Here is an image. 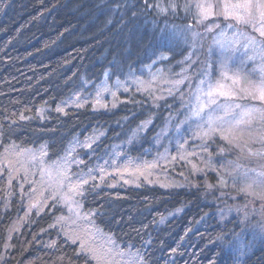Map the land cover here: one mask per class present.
I'll return each mask as SVG.
<instances>
[{"label": "trees", "instance_id": "16d2710c", "mask_svg": "<svg viewBox=\"0 0 264 264\" xmlns=\"http://www.w3.org/2000/svg\"><path fill=\"white\" fill-rule=\"evenodd\" d=\"M196 2L0 0V264H100L81 248L87 225L57 222L64 208L22 166L27 150L53 162L71 148L81 164L73 170L100 185L81 200L84 212L97 213V229L128 251L139 249L146 264H264V239L234 213L226 219L221 203L243 185L224 177L235 163L247 164L249 145L239 148L220 133L203 138V127L186 115V87L209 64L214 75L219 68ZM155 73L163 78L148 79L153 88L132 86L116 106L93 101L105 79ZM86 143L92 157L81 149ZM165 149L163 172H151L161 183L126 177L111 185L127 162L132 171L150 168Z\"/></svg>", "mask_w": 264, "mask_h": 264}, {"label": "rangeland", "instance_id": "374dc122", "mask_svg": "<svg viewBox=\"0 0 264 264\" xmlns=\"http://www.w3.org/2000/svg\"><path fill=\"white\" fill-rule=\"evenodd\" d=\"M196 1L198 23H206L205 32L211 33L209 36H212L215 50L219 53V68L216 75H214L212 72L215 73V71L212 69L211 64H209L206 69L207 71L204 73L206 74L204 78L199 79L192 89L190 85L186 87V90L190 94L192 92L187 101L188 111L186 115L188 122L191 119L195 120L194 125H201L203 131H206L208 128L207 121L210 115L213 119L220 117V119L216 120V124L224 129L223 134L220 133L221 136H228L227 141H230V144L239 148L249 145L246 149L244 148L247 153L244 152L245 157L243 160L245 159L247 164L243 167L235 163L231 170H229L228 175L224 177L225 179H228L230 176L239 177L243 185L236 188V190H227L223 193L224 198L221 203L223 202L225 205L223 210L225 211L226 219L229 214L234 213V215L238 216V221L241 220V223H243V229H251L253 234L264 239V101L248 94L253 90V85L258 87L264 82V37H261L259 32L250 24H245L235 19L236 15H244L243 10L230 7L231 5L247 3L249 0ZM250 2L261 4L264 3V0H250ZM225 6L229 7L226 9ZM225 11L230 13L227 18L224 15ZM259 12V9L253 10V14L257 18H259ZM220 25L223 26L220 27ZM227 25H231V27ZM222 31L224 35H221ZM248 37L254 38L256 41L254 46L248 45ZM229 57L230 61L232 60V67L234 69L228 68L229 59H227L226 65L221 63L223 59ZM216 58H218V55ZM151 75L146 78L147 81L145 78L137 76H130L126 80H117L113 83L105 79L96 85L97 92L93 96V101L100 107L108 106L109 104L111 107L116 106L120 101V92H125L132 86H143L145 89L151 86L153 88L156 84H152V81L163 78V74L160 76L158 73ZM148 79H152L151 83ZM190 80H192L191 74L181 75L177 79V82H179L178 86ZM201 80L205 81L203 85L200 83ZM209 84L213 89L219 88L220 91L230 93V95H217L215 97L217 103L205 107L201 114L197 116L195 115L198 103L197 97L200 96L203 99L204 92L208 90ZM200 89H203V91H200ZM160 91L162 90L160 89ZM163 96V92H161L158 97L161 99ZM228 105H233L231 112L225 111ZM234 105H239L240 107H234ZM247 108H255L258 111L245 117L244 123L238 126L234 125V121L240 117L241 110ZM253 124H257L258 128L254 129ZM178 130L180 133V129ZM103 134L101 132L100 136ZM254 136H257L259 139H254ZM252 143L256 145L252 146ZM89 145L91 144L86 143L81 149L86 148L85 152L90 154L89 157H92L94 152L86 147ZM38 150L31 149L22 154L23 169L27 172L30 171V174L33 173L32 175H36V182L39 185L41 184L44 188L43 190L48 192L51 197L53 195L57 196V204L64 208V213L59 216L64 218L61 220L63 224L75 226L84 223L87 225L88 240H80L81 245H83V248L81 247L82 250L89 253L100 264H128L135 252L128 251L116 244L113 237L100 232L92 220L91 223L85 220L83 217L86 213L82 208L81 201L80 207H77L73 202L79 198L72 194L69 180L65 177L71 176L74 182L75 176L73 174L77 172L80 174V171H74L72 167L73 165H81L79 161L80 154L75 152L74 148H71L59 161L52 162L46 161L43 155L38 153ZM113 152L114 150L111 151V153ZM162 153L164 155L161 154L159 157L157 156L148 161V164L151 165L150 168L140 169V171H132L129 168L128 162L127 164L125 163L124 172L118 174V180L110 184L115 186V184H119V180L125 181L126 177L133 179L134 184H139V179H144L147 183H161L162 181L153 179L152 174L154 173L151 172H154L155 169L158 172H163L159 163H165L164 160L167 156L166 149ZM241 153L240 151V155ZM136 162V160L131 161V164ZM230 186L234 188L232 184ZM76 213H79V215ZM68 232L66 231V233ZM239 241L241 242V246L244 247L242 244L244 239L242 238ZM117 253H123V255H118ZM144 264L146 263L144 262Z\"/></svg>", "mask_w": 264, "mask_h": 264}, {"label": "snow or ice", "instance_id": "6c2138e0", "mask_svg": "<svg viewBox=\"0 0 264 264\" xmlns=\"http://www.w3.org/2000/svg\"><path fill=\"white\" fill-rule=\"evenodd\" d=\"M145 7L151 8L152 5L149 4V0H143ZM157 8H159V11L164 12L166 11V9L159 7L158 5L156 6ZM226 9L229 6H225ZM233 9H241L244 11V15H236L235 19L245 23V24H250L256 31L259 32V35L261 37H264V3L261 4H253L250 2L247 3H243V4H236V5H231L230 6ZM254 9H259V18H257L254 14H253V10ZM230 13L228 11H225L224 15L225 18L228 17ZM206 18V15H205ZM228 27H231V25H227ZM221 35H224L223 31L221 32ZM248 45L249 46H254L256 41L254 40V38L252 37H248ZM227 59L225 58L221 61L222 64L226 65L227 63ZM201 85H203L205 83V81L201 80ZM253 90L251 92H249V95H252L254 98H258L261 101H264V82H262L258 87L256 85L252 86ZM200 91H203V89H200ZM217 95H230V93L227 92H223L220 91L219 88L217 89H213L212 86L209 84L208 86V90L206 92H204L203 95V99L198 96L197 97V109L195 111V115L199 116L201 114V112L204 110L205 107L209 106V105H213L216 104L217 101L215 99V97ZM234 107H240L239 105H234ZM233 108V105H228L225 108V111L227 112H231ZM58 111H61V109H58ZM258 110L255 108H247V109H242L241 110V114L240 117L234 121V125L238 126L241 123H244V118L249 116L251 113L253 112H257ZM220 119V117H216L215 119H213L211 117V115L209 116V120L207 121L208 124V128L206 131L202 132V137L203 138H209L212 136L213 133H221L223 134L224 129L216 124V120ZM224 139H228V136H223ZM89 147H91V145H89ZM203 147L205 149H207L208 145L204 144ZM251 151V150H249ZM100 171H103V169H101ZM75 176V181H72V177H65L66 179L69 180V183L71 185V192L72 194H74L75 197H78L79 199L74 200L73 202L76 204L77 207H80V201L82 199L85 198L86 192L88 191H92L95 190L96 188H98L100 185L95 184V183H90L89 178H84L82 176H80L79 172L73 174ZM89 177H91L92 180H95V177L91 175V172H89ZM103 176L100 177L101 182H103ZM87 185L88 188L86 189L84 186ZM114 186V185H112ZM53 200L57 199L56 195L52 196ZM43 206V205H42ZM77 215H79V213H76ZM97 213H95L94 211H89L86 215H84V219L88 220L91 223L92 218L96 215ZM63 217H59L57 218V222H60L61 220H63ZM55 225H53L54 227ZM71 239V237H69ZM73 243H75V239L72 240ZM81 247L83 248V245H81ZM133 248L135 246H132ZM118 255H123V253H117ZM144 254L140 253L139 249L136 250V253L133 255V257L129 260L128 264H144Z\"/></svg>", "mask_w": 264, "mask_h": 264}]
</instances>
